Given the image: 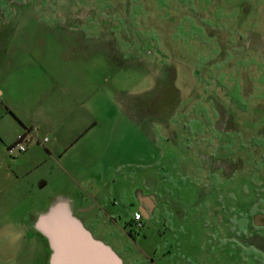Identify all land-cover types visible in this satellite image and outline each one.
<instances>
[{
	"label": "rangeland",
	"instance_id": "1",
	"mask_svg": "<svg viewBox=\"0 0 264 264\" xmlns=\"http://www.w3.org/2000/svg\"><path fill=\"white\" fill-rule=\"evenodd\" d=\"M5 27L63 31L157 133L158 207L141 228L161 263L175 236L174 258L245 264V240L264 232L250 225L264 222V0H0ZM51 254L46 240L0 244V264Z\"/></svg>",
	"mask_w": 264,
	"mask_h": 264
},
{
	"label": "crops",
	"instance_id": "2",
	"mask_svg": "<svg viewBox=\"0 0 264 264\" xmlns=\"http://www.w3.org/2000/svg\"><path fill=\"white\" fill-rule=\"evenodd\" d=\"M63 33L0 28V228L6 230L0 244L40 239L51 246L47 230L70 223L108 246L122 264H163L147 231L133 225L134 211L143 218L157 211V133L141 110L127 111L111 95L106 69H93L104 66L102 59L64 44ZM27 130L34 132L26 149L9 152ZM185 212L183 206L182 218ZM165 221L162 235L174 230ZM250 225L264 229V222ZM139 229L140 239L133 234ZM163 244L169 247L162 254L171 251L163 262L190 264L172 255L173 245L182 246L175 236ZM243 245L245 264H264V232ZM217 261L214 255L207 264Z\"/></svg>",
	"mask_w": 264,
	"mask_h": 264
},
{
	"label": "water",
	"instance_id": "3",
	"mask_svg": "<svg viewBox=\"0 0 264 264\" xmlns=\"http://www.w3.org/2000/svg\"><path fill=\"white\" fill-rule=\"evenodd\" d=\"M52 254L50 264H122L114 252L86 230L67 223L47 230Z\"/></svg>",
	"mask_w": 264,
	"mask_h": 264
},
{
	"label": "built area",
	"instance_id": "4",
	"mask_svg": "<svg viewBox=\"0 0 264 264\" xmlns=\"http://www.w3.org/2000/svg\"><path fill=\"white\" fill-rule=\"evenodd\" d=\"M34 131L27 130L20 134L17 137V140L15 143L8 147L9 152H14L15 150L22 151L26 149V140L29 136H32ZM44 140H47V137L43 138ZM133 225L137 228H140L143 225V216L142 212L139 210L134 211L133 215Z\"/></svg>",
	"mask_w": 264,
	"mask_h": 264
}]
</instances>
